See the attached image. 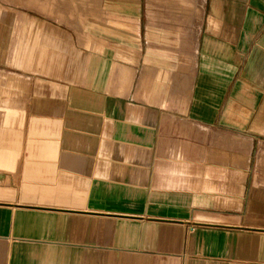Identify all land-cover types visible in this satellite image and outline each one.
<instances>
[{
	"label": "crops",
	"instance_id": "1",
	"mask_svg": "<svg viewBox=\"0 0 264 264\" xmlns=\"http://www.w3.org/2000/svg\"><path fill=\"white\" fill-rule=\"evenodd\" d=\"M159 2L193 40L197 0ZM52 13L81 39L38 30L4 70L0 264H264V0H203L195 52L151 27L135 98L140 0Z\"/></svg>",
	"mask_w": 264,
	"mask_h": 264
},
{
	"label": "rangeland",
	"instance_id": "2",
	"mask_svg": "<svg viewBox=\"0 0 264 264\" xmlns=\"http://www.w3.org/2000/svg\"><path fill=\"white\" fill-rule=\"evenodd\" d=\"M102 1L103 0H0V91H2L4 79L6 77L4 70L21 67L23 55L19 59L14 58L13 52L15 47H21L22 49L29 47L31 43L30 36H32V34L36 33L38 30H40L41 33L48 35L50 32L48 27L58 30L59 28H67L73 33L75 38L81 39L80 35L82 34L76 28H74L66 19L57 17L52 12L61 11L74 13L76 9L83 12L85 5L88 9L91 8L94 10L102 5ZM161 6L162 5L159 0H140L141 28L140 32L138 30V34L141 40V48L139 49V54L136 59H124V64L130 66V76L134 79V98L135 76L142 73L144 69V58L148 46L147 34L152 30L151 27L161 26L166 28L167 25H173L175 29L180 30L181 33L185 35L186 39L188 37V49L195 52L197 48L200 26L203 19V0H197V7L200 12V16L195 15L194 18L193 27L195 34L193 35V40H191V35H189L190 29L187 27L188 25L185 21L175 20L171 22L161 19L162 15L159 13V11L163 10L160 8ZM93 20L95 21L94 28L97 29V33H100L99 35L102 36L104 33H110L112 35L115 34L114 30H117V26L115 24L104 21L103 19ZM39 21L43 23L42 26L38 25ZM3 24L9 27L11 32L8 39V45L4 35L5 31L3 29ZM112 42L114 43L115 40L113 39ZM83 48L95 49L96 47L84 45ZM7 51L8 55L6 59L4 61L1 60ZM101 52L103 53V51ZM190 126H188L186 129L184 126H181V130L184 133L187 132L189 136L193 135V137H195L194 128Z\"/></svg>",
	"mask_w": 264,
	"mask_h": 264
}]
</instances>
